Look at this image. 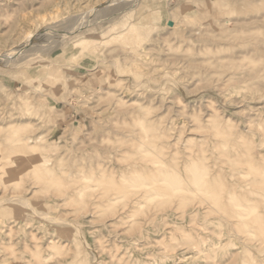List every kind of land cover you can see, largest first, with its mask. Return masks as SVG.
Returning a JSON list of instances; mask_svg holds the SVG:
<instances>
[{
  "label": "rangeland",
  "instance_id": "rangeland-1",
  "mask_svg": "<svg viewBox=\"0 0 264 264\" xmlns=\"http://www.w3.org/2000/svg\"><path fill=\"white\" fill-rule=\"evenodd\" d=\"M263 97L264 0H0V264H264Z\"/></svg>",
  "mask_w": 264,
  "mask_h": 264
},
{
  "label": "bare ground",
  "instance_id": "bare-ground-1",
  "mask_svg": "<svg viewBox=\"0 0 264 264\" xmlns=\"http://www.w3.org/2000/svg\"><path fill=\"white\" fill-rule=\"evenodd\" d=\"M77 18H78V17H77ZM79 18H80V17H79ZM74 19H75V18H74ZM48 30H49V29H48ZM42 31H43V30H42ZM43 32H44V31H43ZM218 36H219V35H218ZM226 38H227V37H226ZM208 39H209V38H208ZM221 40H222V38H221ZM227 40H228V38H227ZM210 41H213V40L210 39ZM222 41H223V40H222ZM260 42H261V41H260ZM36 48H38V47H36ZM22 49H24V48H22ZM27 57H28V56H27ZM219 61H220V60H219ZM209 85H210V84H209ZM10 94H11V93H10ZM260 98H261V96H260ZM263 98H264V97H263ZM214 117H215V116H214ZM218 122H219V121H218ZM213 130H214V129H213ZM248 132H249V131H248ZM11 134H12V133H11ZM18 137H19V136H18ZM22 139H23V138H22ZM38 139H40V137L36 138L35 142H36ZM14 140H15V139H14ZM12 141H13V140H12ZM12 141H10V142L12 143ZM20 141H21V140H20ZM20 141L18 140V142H20ZM26 141H27V143L30 144V142H32V141H34V140L32 139V140L29 141V137H26ZM14 142H16V140H15ZM14 142H13V144H14ZM22 145H23V144H22ZM226 145H227V144H226ZM24 148L26 149V147H24ZM19 149H20V148H19ZM19 149H18V151H19ZM20 151H22V150H20ZM25 151H27V150H25ZM10 152H11V151H10ZM22 152H23V151H22ZM15 153H16V152H15ZM19 153H20V152H19ZM7 154H8V153H7ZM16 154H17V153H16ZM173 156H174V155H173ZM4 158H6V156H5ZM18 158H19V157H18ZM145 158H146V157H145ZM19 159H21V158H19ZM244 159H245V158H244ZM0 160H1V159H0ZM46 160L48 161V159H46ZM49 161H50V160H49ZM157 161H158V160H157ZM5 162H6V161H5ZM21 162H22V161H20L19 164H21ZM10 163H11V162H10ZM10 163H7V164H10ZM14 163H15V162H14ZM22 163H23V162H22ZM137 163H138V162H137ZM162 163H163V162H162ZM162 163H160V165H162ZM38 164H39V163H38ZM135 164H136V163H135ZM191 164H192V162H191ZM191 164H190V165H191ZM33 165H34V164H33ZM193 165H194V164H193ZM220 165H221V164H220ZM162 166H163V165H162ZM30 167H31V166H30ZM36 167H37V166H36ZM163 167L165 168V166H163ZM6 168H7V167H6ZM32 168H33V167H32ZM156 168L158 169L159 166H157ZM166 168H168V167H166ZM187 168H188V166L186 167V169H187ZM190 168H191V167H190ZM190 168L187 169V170H190ZM3 169H4V168H3ZM35 169H36V168H35ZM142 169H143V168H142ZM172 169H173V168H172ZM172 169H169V172L174 171V170H172ZM31 170H32V169H31ZM37 170H38V169H37ZM164 170H166V169H162V170L159 169L160 172H161V171H164ZM170 170H172V171H170ZM159 171H158V172H159ZM167 171H168V170H167ZM167 171H166V172H167ZM11 172H12V171H11ZM18 172H19V171H18ZM18 172H16L17 175H18ZM31 172H33V171H31ZM189 172H190V171H189ZM198 172H200V171L198 170ZM19 173H20V172H19ZM156 173H157V171H156ZM156 173H155V174H156ZM163 173H164V172H163ZM200 173H201V172H200ZM9 174H10V173H9ZM14 174H15V172H14ZM157 174L159 175V173H157ZM160 174H162V173H160ZM170 174H174L175 176H176V174H177V177H176V178L179 177V176H178L179 173H176V174H175V171L172 172V173H170ZM203 174H204V173H203ZM203 174H201V175H203ZM205 174H206V173H205ZM15 175H16V174H15ZM42 175H43V174H42ZM162 175H163V174H162ZM165 175H166V173H165ZM168 175H169V174H168V172H167V175H166V176H163L164 178H163L162 176H160V179L162 178V181H163V179H165V177H167V179L170 177L169 179H171V178L174 176V175H173V176L171 177L170 175H169V176H168ZM179 175H180V174H179ZM197 175H199V176H197V177L201 180V177H202V176H201L199 173H198ZM242 175H243V174H242ZM175 176H174V177H175ZM152 177H153V176H152ZM152 177H151V179H152ZM193 177H194V176H193ZM149 178H150V177H149ZM153 178L155 179V177H153ZM194 178H195V177H194ZM198 178H196V179H198ZM160 179H159V181H161ZM192 179H193V178H192ZM204 179H205V176H204ZM204 179H203V180H204ZM206 179H207V177H206ZM206 179H205V180H206ZM32 180H33V179H32ZM135 180H136V179H135ZM152 180H153V179H152ZM172 180H173V181H171V186H170V187H173V189H174V186L172 185V184L174 183V184L176 185L175 188H176V187L178 188V185L181 183V179H180V183L177 182V181L175 180L177 184L175 183L174 179H172ZM177 180H178V179H177ZM132 181H133V180H132ZM136 181H137V180H136ZM139 181H140V180H139ZM139 181H138L137 183H139ZM148 181H150V180L148 179ZM153 181H154V180H153ZM159 181H157V185L159 184ZM142 182H143V183H141V181H140V183L143 184V185H141V187H142V186L144 187L145 185L147 186V184H146L147 182H146V183H145L144 181H142ZM151 182H152V181H151ZM167 182L170 184L169 181H167ZM194 182H195V181H194ZM140 183H139V184H140ZM144 183H145V185H144ZM154 183H156V182L154 181V182H152L151 184H154ZM196 184H197V181H196ZM200 184H201V182H200ZM205 184H206V182H205ZM232 184H233V183H232ZM137 185H138V184H137ZM137 185H136V186H137ZM181 185H182V184H181ZM181 185H180L181 188H179V190L182 189V186H181ZM129 186H130V185H129ZM153 186H156V185H153ZM160 186H161V185H160ZM160 186H158V187L160 188ZM170 187H169V188H170ZM200 187H201V186H200ZM200 187L198 188V190H201ZM8 188H9V187H8ZM128 188H129V187H128ZM133 188H134V187H133ZM135 188H136V187H135ZM117 189H118V188H117ZM167 189H168V188H167ZM129 190H130V189H129ZM158 190H159V189H158ZM171 190H172V188H171ZM171 190H170V192H171ZM181 191H182V190H181ZM181 191H180V192H181ZM183 191H184V190H183ZM191 191H192V190H191ZM23 192H24V191H23ZM129 192H130V191H129ZM180 192H178V194H180ZM200 192H201V191H200ZM173 193H174V192H173ZM215 193H216V192H215ZM219 193H220V192H219ZM142 194H143V193H142ZM182 194H183V193H182ZM9 195H10V194H9ZM154 195L157 196V198L159 197V196L157 195V193H156V194L154 193ZM165 195H166V194H165ZM133 196H134V195H133ZM137 196H138V195H137ZM163 196H164V195H163ZM147 197H148V195H147ZM160 197H162V196H160ZM178 197H179V196H178ZM137 198H138V197H137ZM143 198H144V197H143ZM162 198H163V197H162ZM11 199H12V198H11ZM11 199H10V200H11ZM133 199H134V198H133ZM20 200H21V199H20ZM24 202H25V201H24ZM234 202H235V201H234ZM25 203H26V202H25ZM137 203H138V202H137ZM214 203H215V202H214ZM225 204H226V203H225ZM136 205H137V204H136ZM175 205H176V204H175ZM218 205H219V203H218ZM21 206H22V205H21ZM216 208H217V207H216ZM161 210H162V209H161ZM163 211H164V210H163ZM163 211H162V212H163ZM166 211H167V210H166ZM159 213H160V212H159ZM205 213H206V212H205ZM224 213H225V212H224ZM217 216H218V215H217ZM218 217H219V216H218ZM166 218H167V217H166ZM216 218H217V217H216ZM161 221H162V220H161ZM224 223H225V222H224ZM69 224H70V223H69ZM141 224H142V223H141ZM189 225H190V224H189ZM236 225H237V224H235V226H236ZM191 226H192V225H191ZM77 227H78V226H77ZM238 227H239V226H238ZM162 228H163V227H162ZM243 228H244V227H243ZM138 230H139V229H138ZM244 230H245V229H244ZM1 231H2V230H1ZM235 231H236V230H235ZM140 233H141V232H140ZM235 233H236V232H235ZM11 240H12V238H11ZM228 244H229V243H228ZM194 248H195V247H194ZM8 249H9V248H8ZM185 250H186V249H185ZM172 252H173V251H172ZM64 254H65V253H64ZM80 255H81V254H80ZM13 256H14V255H13ZM196 256H197V255H196ZM198 256H199V255H198ZM232 256H233V255H232ZM36 259H37V258H36ZM3 260H4V259H3ZM38 260H39V259H38ZM44 260H45V259H44ZM40 262H42V261H40ZM42 263H43V262H42ZM39 264H40V263H39ZM44 264H45V263H44Z\"/></svg>",
  "mask_w": 264,
  "mask_h": 264
},
{
  "label": "crops",
  "instance_id": "crops-1",
  "mask_svg": "<svg viewBox=\"0 0 264 264\" xmlns=\"http://www.w3.org/2000/svg\"><path fill=\"white\" fill-rule=\"evenodd\" d=\"M66 79H69V80H70L69 82H73V81L76 79V82H77V83H75V82H74V83L77 84V85H78V81H81V82L84 81V80H82L83 78L79 77L78 75H74L73 73H67V74H66ZM91 79H92V78L89 77V78H87V79L85 80V83H87V84H86L87 87H88V86L90 87V86L92 85ZM91 87H92V86H91ZM72 116H73V115L70 114V115L68 116V118H70V117H72Z\"/></svg>",
  "mask_w": 264,
  "mask_h": 264
}]
</instances>
